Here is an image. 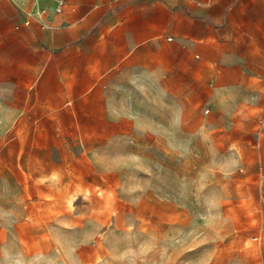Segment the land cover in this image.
<instances>
[{"label": "rangeland", "instance_id": "374dc122", "mask_svg": "<svg viewBox=\"0 0 264 264\" xmlns=\"http://www.w3.org/2000/svg\"><path fill=\"white\" fill-rule=\"evenodd\" d=\"M41 18L0 33V264H264V7L221 23L244 78L180 117L165 93L43 91Z\"/></svg>", "mask_w": 264, "mask_h": 264}, {"label": "crops", "instance_id": "0c3cea01", "mask_svg": "<svg viewBox=\"0 0 264 264\" xmlns=\"http://www.w3.org/2000/svg\"><path fill=\"white\" fill-rule=\"evenodd\" d=\"M243 1L65 0L57 13V0L51 8L41 6L40 0H0V33L10 31L17 20L21 26L31 25L32 15L46 9L48 19L43 16L39 23L43 29L52 27L47 38L61 52L41 61L43 91L165 93L173 99L167 108L177 117L188 116L193 103L182 99L220 93L244 78L253 51L247 49L242 56L235 36L226 39L221 25L225 19L233 23L235 14H247L256 4L264 7V0ZM27 3L29 11L20 10ZM149 109L155 110L156 104Z\"/></svg>", "mask_w": 264, "mask_h": 264}, {"label": "built area", "instance_id": "2783aa9c", "mask_svg": "<svg viewBox=\"0 0 264 264\" xmlns=\"http://www.w3.org/2000/svg\"><path fill=\"white\" fill-rule=\"evenodd\" d=\"M31 1H36V0H31ZM64 7H65V0H57V5L55 8V11L57 13H61L63 11ZM45 13H46V9H42V10L38 11V14L42 17L44 16ZM26 23L28 24L29 20H26Z\"/></svg>", "mask_w": 264, "mask_h": 264}]
</instances>
